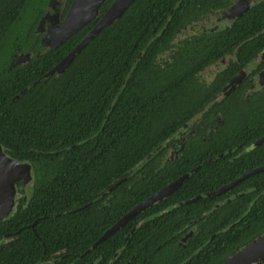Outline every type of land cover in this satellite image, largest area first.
<instances>
[{"label": "trees", "instance_id": "trees-1", "mask_svg": "<svg viewBox=\"0 0 264 264\" xmlns=\"http://www.w3.org/2000/svg\"><path fill=\"white\" fill-rule=\"evenodd\" d=\"M230 4L137 0L64 74L43 79L98 20L39 56L46 0H0V145L34 172L26 204L20 197L0 223V264L56 256L67 257L61 264H223L264 235V172L210 196L264 166V143L245 151L264 137V89L251 92L254 83L244 81L215 100L264 50V1L208 41L193 35L176 42L203 10ZM16 45L23 53L34 47V58L9 71L5 54ZM233 51L235 60L212 82L199 80ZM196 118L195 133L168 161ZM197 167L171 197L86 254L138 204Z\"/></svg>", "mask_w": 264, "mask_h": 264}, {"label": "water", "instance_id": "water-1", "mask_svg": "<svg viewBox=\"0 0 264 264\" xmlns=\"http://www.w3.org/2000/svg\"><path fill=\"white\" fill-rule=\"evenodd\" d=\"M107 0H74L70 7L65 19L58 25L52 26L48 30V36L43 42L49 49H56L62 46L72 36L77 34L83 27L99 19L94 28L88 33V35L77 45V47L70 52L62 61H60L53 69H51L45 78H49L55 74H64L66 70L72 65L78 55L107 27L114 24L121 19L128 9L137 0H115L107 11L100 16L101 6ZM43 23V22H42ZM41 23V24H42ZM24 59H19V63H26L29 60L30 55H25ZM264 77V72L262 73ZM38 82V81H37ZM236 80L230 81V83L224 88L222 92L228 96L236 87L238 83ZM261 86L264 83H260ZM26 91H23V95ZM20 95L16 96L19 98ZM264 143V137L259 139L252 146L245 148L246 152H250ZM232 152V151H230ZM229 152V153H230ZM223 156V155H221ZM198 169H194L176 181L172 182L150 198L146 199L142 203L138 204L134 209L122 217L116 224L112 226L93 246L90 250L97 249L107 239L112 237L121 228L128 225L134 220L140 213L151 209L155 205L161 203L168 197H171ZM264 172V166L251 170L234 182L227 186L214 191L210 196H220L233 189L236 185L240 184L247 178ZM34 180L33 167L29 163H21L13 160L5 154L2 146L0 145V223L8 219L15 206L16 185L17 183L24 182L25 184L31 183ZM118 183L116 186H118ZM115 188V187H113ZM111 188L109 192L113 189ZM199 197L196 198V200ZM189 201H186L188 203ZM37 222L34 223L31 228H35ZM20 232V231H19ZM186 240V239H184ZM4 243L2 240L0 245ZM86 253V254H87ZM223 264H264V235L250 242L231 257H229Z\"/></svg>", "mask_w": 264, "mask_h": 264}, {"label": "flooded vegetation", "instance_id": "flooded-vegetation-1", "mask_svg": "<svg viewBox=\"0 0 264 264\" xmlns=\"http://www.w3.org/2000/svg\"><path fill=\"white\" fill-rule=\"evenodd\" d=\"M73 1L74 0H46V8H45L44 12L42 13V16H41L40 21H39V25L37 27V37H40L38 35V33H45V35L48 36V30H49V28H51L52 26L58 25L61 22H63V20L65 19L66 15H67V13H68V11L70 9V7L73 4ZM107 1L104 4H106ZM263 1L264 0H231V4L227 8H224L222 10H213V9H210L208 11H204L203 10V12H201V13H200V9L201 8H200V5H199V12H198V14L199 13L200 14L198 16V19H197L196 23H194L196 25L197 32L195 34H193V35H198L202 40L208 41L213 36V34H218V33L222 32L224 30H227V29L231 28L233 26V24L238 19H240V18L244 17L245 15H247L251 11V8L253 6L258 5L261 2H263ZM102 6H101V8H102ZM66 9H68L67 12H66ZM100 16H102L101 9H100ZM97 20H99V19H96L94 21H97ZM45 24H47V29H44V26L43 25H45ZM193 25H191V26H193ZM187 28H190V26L187 27ZM187 28H185L183 31H185ZM182 32H180V34ZM180 34H178V36ZM260 34L261 33L255 34V36H258ZM191 37H189V38H191ZM40 39H41L40 40L41 41V44L40 45H44L45 44L43 42L44 38L40 37ZM176 40H177V38H176ZM13 47H17V48L19 47V48H21L19 45H16V46H13ZM31 48H32V50H30L31 52H29V51L26 52V53L21 52L19 55L14 56L13 60L9 63L8 70L9 71H12L14 68H16L19 65H24V64L29 63L34 58V52H33L34 47H31ZM39 48H40V46H39ZM47 50H50V49L47 48ZM25 55H30L29 60H27L26 63H19V59L20 60L21 59H24L23 57ZM37 55H39V56L41 55V54H39V51H38V54ZM235 58H236V51H233L231 53L225 54L215 64L211 65V66H214V65H218L219 64V65H221V68L218 69L214 73V76L212 77V79L209 82H204V83H210V82H212V80L214 79V77L217 74H219L220 72H222L223 70H225L230 65V63L235 60ZM211 66H209V67H211ZM209 67H207V68H209ZM263 72H264V50L258 56H256L250 63H248L246 65V67H244L234 78H232V80H236L237 81L236 83H242L244 81L245 82L247 81V83H256L255 86H258L260 88V90H261V89H264V85L261 86V84H260V83H264V77H262V73ZM43 79H47V78H45V76H44ZM253 87H254V85H253ZM224 96H226V95L224 94ZM193 133H195V131ZM184 142H185V139L183 140L181 149H179V154H180V151L183 148ZM197 169H198V167H197ZM33 181L31 183H28V184H25L24 182H20V183H22V187H20V188L18 187V183H17L16 188L18 190L17 191V195L19 197L16 198V206H17L18 199L20 197H22L21 196L22 195V192H23L22 188L23 187H26V186H29V185L32 186L33 185ZM29 196H30V194H29ZM29 196L28 197L27 196H24V202H25V204H26ZM198 197H199V199L201 198L200 196H198ZM196 198H194V201L199 200V199L196 200ZM186 201H189V202L186 203ZM186 201L184 202V204H189L190 203V200H186ZM16 206H15V208H16ZM36 222H38V221H36ZM34 230H35V228H34ZM192 235H193V231H191L187 235V237H184L183 238V242L187 241L188 237H191ZM184 239H186V240H184ZM64 258L66 259L67 257H61L60 258V257L56 256V257H52V259H49V258H47V259L41 258L39 264H61L60 262ZM48 260H51V261H48ZM62 264H68V263H62ZM69 264H72V263H69ZM89 264H95V263H89ZM106 264H112V258Z\"/></svg>", "mask_w": 264, "mask_h": 264}, {"label": "rangeland", "instance_id": "rangeland-1", "mask_svg": "<svg viewBox=\"0 0 264 264\" xmlns=\"http://www.w3.org/2000/svg\"><path fill=\"white\" fill-rule=\"evenodd\" d=\"M30 20H25L22 22V28H25L29 23ZM44 26V29H47V24L43 25ZM42 26V27H43ZM50 29V28H49ZM24 29L21 30L20 33H22V35H24ZM45 32V31H44ZM197 32V28H196V25L194 24L193 26H190V28H187L185 31H183L178 37H177V42H179L180 40H183V39H189V37H191L193 34H195ZM38 35L42 38H44V40L46 39V35L45 33H38ZM36 36H37V33H36ZM39 54H42L43 52H46L47 51V47L44 45H40V48H39ZM30 50H32V48L29 49V52H31ZM22 52V48H17V47H13V46H10L7 53L5 54V60H7V62H5L3 64L4 67H7L9 66V63L13 60L14 56L16 55H19L20 53ZM221 68V65H214V66H211L209 68H207L200 76H199V80L203 83V84H208V83H204V82H209L212 77L214 76V73ZM256 83H254V87L253 89L251 90V92L253 91H256V90H260V88L258 86H255ZM224 96V92H222L217 98L216 100L218 99H221L222 97ZM197 118L192 122V124L189 125L188 128H186L184 131H182L179 135H178V139H177V146H175L170 152H169V155L167 157V160L170 161V160H174L176 159V157L179 155V149H181L182 147V143H183V140L185 139L186 135L188 133H193L194 132V124L196 122ZM23 192H22V197L24 196H29L30 192H31V186H26V187H23L22 188ZM17 188H16V196H15V206H16V198L19 197L17 195ZM19 194V193H18ZM14 206V208H15ZM14 211V210H13Z\"/></svg>", "mask_w": 264, "mask_h": 264}]
</instances>
